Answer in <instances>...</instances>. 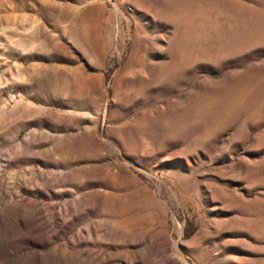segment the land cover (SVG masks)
Here are the masks:
<instances>
[{
    "label": "rangeland",
    "instance_id": "1",
    "mask_svg": "<svg viewBox=\"0 0 264 264\" xmlns=\"http://www.w3.org/2000/svg\"><path fill=\"white\" fill-rule=\"evenodd\" d=\"M0 264H264V0H0Z\"/></svg>",
    "mask_w": 264,
    "mask_h": 264
}]
</instances>
